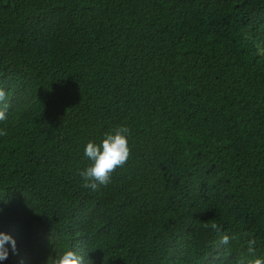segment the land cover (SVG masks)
Here are the masks:
<instances>
[{"label":"trees","instance_id":"16d2710c","mask_svg":"<svg viewBox=\"0 0 264 264\" xmlns=\"http://www.w3.org/2000/svg\"><path fill=\"white\" fill-rule=\"evenodd\" d=\"M0 87V264L264 257V0H0ZM122 124L129 162L84 189Z\"/></svg>","mask_w":264,"mask_h":264},{"label":"clouds","instance_id":"9594fccd","mask_svg":"<svg viewBox=\"0 0 264 264\" xmlns=\"http://www.w3.org/2000/svg\"><path fill=\"white\" fill-rule=\"evenodd\" d=\"M11 92L0 87V137L8 135L7 120ZM132 130L129 126L122 124L110 132H105L100 142L89 140L83 150L84 157L90 163L77 169L81 187L93 192L99 191L101 187H107L113 179V174L117 169L123 168L132 156L130 139ZM213 229L217 228L215 223L210 225ZM204 227H209L205 224ZM227 243V237L224 238ZM11 244L12 252H16L15 240L8 234L0 232V260H6L9 255L7 244ZM256 241L250 240L248 244L249 253L254 252ZM47 264H94L86 254L81 255L75 249H68L55 258H49ZM237 264H264V257L256 258L246 262L243 258Z\"/></svg>","mask_w":264,"mask_h":264}]
</instances>
